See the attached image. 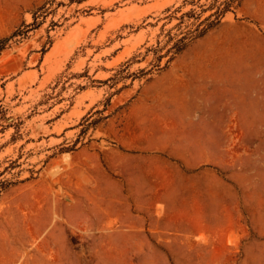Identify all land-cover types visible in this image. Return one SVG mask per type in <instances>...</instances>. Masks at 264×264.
I'll return each mask as SVG.
<instances>
[{
    "label": "rangeland",
    "instance_id": "rangeland-1",
    "mask_svg": "<svg viewBox=\"0 0 264 264\" xmlns=\"http://www.w3.org/2000/svg\"><path fill=\"white\" fill-rule=\"evenodd\" d=\"M218 3L0 0V264H264V0L166 53Z\"/></svg>",
    "mask_w": 264,
    "mask_h": 264
},
{
    "label": "trees",
    "instance_id": "trees-1",
    "mask_svg": "<svg viewBox=\"0 0 264 264\" xmlns=\"http://www.w3.org/2000/svg\"><path fill=\"white\" fill-rule=\"evenodd\" d=\"M242 0H214L215 3L219 2L218 5H212L214 7V12L210 14L205 20H209L211 17H215L214 21H211L206 26H203L204 21L199 22L196 25V28L193 30V32H190L191 35L187 36L184 35L181 38L175 40V42L167 49L166 53H172V57L180 54L182 51L185 50L187 45L192 42L195 39L203 37L207 32L215 28L221 18L224 16L225 13L228 11H231L232 6L235 4L236 6H239ZM187 16L186 13L182 14L180 16V20H183V18ZM197 21V17L194 18ZM181 23V22H180ZM171 38V37H170ZM170 42V39L167 41ZM7 43V39H1L0 40V51L4 48L5 44ZM169 60H171V58ZM169 62V61H168Z\"/></svg>",
    "mask_w": 264,
    "mask_h": 264
}]
</instances>
